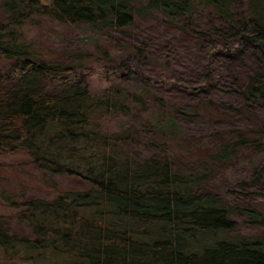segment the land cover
<instances>
[{"label": "trees", "instance_id": "trees-1", "mask_svg": "<svg viewBox=\"0 0 264 264\" xmlns=\"http://www.w3.org/2000/svg\"><path fill=\"white\" fill-rule=\"evenodd\" d=\"M40 19L87 30L94 53L48 60L23 38ZM150 26L155 42L142 41ZM179 46L199 63L186 57L177 75L169 50ZM95 55L120 62L123 80L136 74L140 91L92 95L78 70ZM0 61L10 64L0 71V158L24 155L83 185L3 196L12 212L0 215V264H264V231L236 233L239 215L264 228V0H0ZM178 93L186 99L172 100ZM121 117L120 130L104 129ZM199 119L215 130L182 138L181 121ZM236 120L252 128L227 131ZM240 162L246 175L222 186Z\"/></svg>", "mask_w": 264, "mask_h": 264}, {"label": "rangeland", "instance_id": "rangeland-1", "mask_svg": "<svg viewBox=\"0 0 264 264\" xmlns=\"http://www.w3.org/2000/svg\"><path fill=\"white\" fill-rule=\"evenodd\" d=\"M151 26L147 29H145V34L142 35V41L147 39L148 41H154V33L150 31ZM23 32V38L31 42L33 44L39 45L41 51L44 53L45 58L52 62H58V61H66L68 60V57L74 54L79 53H94V43L92 42L93 36L90 32L87 30H84L82 28H76V27H66L59 25L58 23H55L53 21H50L48 19H40L37 23L33 25H27L22 30ZM147 37V38H146ZM159 37V36H158ZM95 40V39H94ZM111 41V40H110ZM161 39L159 38L160 43ZM105 46L108 47L109 52H111L112 57L114 58L116 55V49L114 51V48L112 43H109L107 41H104ZM112 42H117L112 41ZM98 43H100L98 41ZM180 47V46H179ZM173 48L170 49L171 57H169V61L172 63L173 58L180 59V66L177 68V64L175 66V63H172L175 68H171L172 74H177L182 72V67H185L186 65L183 63L185 58H189V60L193 57L195 59V63H191L192 65L198 64L199 61L197 55H192V52L187 48L181 49L180 48ZM175 52V53H174ZM174 54V55H172ZM176 54V55H175ZM96 56V55H95ZM175 56V57H173ZM128 60L130 55L127 57ZM100 60V61H97ZM123 61V60H122ZM126 62L131 64H134L132 61ZM115 62V60L113 61ZM106 64V62H104ZM102 58H100L99 55L96 56V60L92 59L91 61L86 63V67L84 69L78 70V73L83 75L85 77L86 84L88 86V90L92 95H99L103 92L104 89L111 85H120L124 87H128L132 92H139L140 91V83L138 78H136V74L129 75L127 79L123 80V78L126 75L127 70H115V68L119 65L120 62L114 63L113 65H104ZM132 67H129V70H135L133 65ZM138 68H141L139 65H137ZM191 65H188V68H191L192 70H195L194 67H190ZM10 67V64L0 61V71L1 68H8ZM197 67V65L195 66ZM242 68V67H241ZM145 69V68H144ZM150 69V68H149ZM236 70L238 68L235 67ZM143 70V69H140ZM148 71V69H146ZM151 71V69L149 70ZM156 71V70H155ZM174 71V72H173ZM198 71V70H195ZM168 72V71H167ZM166 72V73H167ZM160 73V71H159ZM78 74V75H79ZM170 75L168 76H172ZM190 75V72L188 73ZM144 77H149L147 74H143ZM141 76V78H143ZM151 78V76H150ZM171 78V77H170ZM153 84L151 86V90L154 92H158V87L155 88V83L161 80H157L155 77H152ZM169 81V80H168ZM139 82V83H138ZM172 91V89H170ZM174 95V94H173ZM180 97L183 99H186L184 95L181 96V94L174 95L172 100H180ZM148 97L146 99V102H148ZM149 107V106H148ZM186 109V108H185ZM153 110H151L149 113L144 115L145 122L152 121V114ZM150 116V118L148 117ZM127 122V119L125 117H121L119 120H112L102 123L103 127L106 131L114 132L120 130V126ZM180 122V121H179ZM181 128H180V135L182 138L188 139L191 137H199V138H207L211 131H214L215 128L208 124L204 120H185L181 121ZM150 123V122H149ZM249 128L251 125H247V123H243L242 121L236 120L235 123L232 125L225 126V129L230 131L231 129H240V128ZM252 128V127H251ZM153 130L151 124L146 125L143 129L144 132L151 133ZM175 158L180 160L182 157L175 155ZM258 160H261V164L264 163V156L261 158H257ZM259 163V162H258ZM250 165H247V163L240 162L239 164H234L231 168L224 169L222 172V186H229L232 187L233 183L241 178L242 176H245L247 171L246 169ZM221 185V184H219ZM83 188V185L78 180H73L71 178H64L59 176H50L48 174L42 173L35 168L32 167V165L29 163V161L26 159L24 155H11L7 154L3 158H0V215H9L11 214L12 210L8 207V205L3 202L5 197L3 196H12L14 199L19 198H28L32 196H41L46 198H53L56 196L60 191H65L68 189L73 190H80ZM232 189V188H231ZM245 193V192H242ZM256 194V193H255ZM230 198V197H229ZM246 199V197H245ZM254 200V199H253ZM246 205H254L255 202L251 201V198H248L246 201ZM245 203V202H244ZM247 205V206H248ZM263 206V205H261ZM260 206V207H261ZM236 220L238 221V228L236 230V233L238 234H259L262 231H264V228L258 229L257 231H253L247 224L246 216H237ZM22 228L15 229L17 232L22 233Z\"/></svg>", "mask_w": 264, "mask_h": 264}]
</instances>
